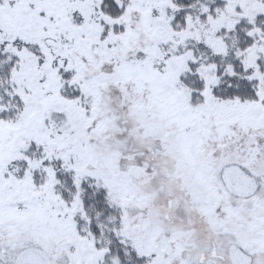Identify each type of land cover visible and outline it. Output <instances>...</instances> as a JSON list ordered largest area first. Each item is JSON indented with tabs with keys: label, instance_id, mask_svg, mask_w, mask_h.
<instances>
[{
	"label": "snow or ice",
	"instance_id": "snow-or-ice-1",
	"mask_svg": "<svg viewBox=\"0 0 264 264\" xmlns=\"http://www.w3.org/2000/svg\"><path fill=\"white\" fill-rule=\"evenodd\" d=\"M0 264H264V0H0Z\"/></svg>",
	"mask_w": 264,
	"mask_h": 264
}]
</instances>
